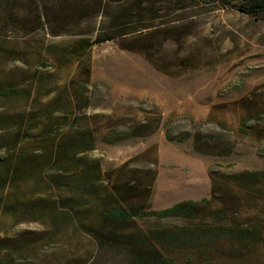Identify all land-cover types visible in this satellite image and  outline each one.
I'll list each match as a JSON object with an SVG mask.
<instances>
[{
	"label": "rangeland",
	"instance_id": "1",
	"mask_svg": "<svg viewBox=\"0 0 264 264\" xmlns=\"http://www.w3.org/2000/svg\"><path fill=\"white\" fill-rule=\"evenodd\" d=\"M0 49L19 93L0 99V264H129L79 224L122 185L126 205L199 203L119 227L185 229L155 264H264V182L233 178L264 171V20L213 0H0Z\"/></svg>",
	"mask_w": 264,
	"mask_h": 264
},
{
	"label": "trees",
	"instance_id": "2",
	"mask_svg": "<svg viewBox=\"0 0 264 264\" xmlns=\"http://www.w3.org/2000/svg\"><path fill=\"white\" fill-rule=\"evenodd\" d=\"M213 2L224 9H232L245 14L247 16L253 17L255 19L264 20V0H213ZM10 10V15L14 16L13 5ZM112 38H101L99 37L96 41L100 44L105 41H110ZM7 52L0 49V68L6 71L7 68ZM2 65V66H1ZM1 70V69H0ZM18 91L15 87L7 82H3L0 79V99L7 100L16 95ZM6 114H0L3 123L10 122L5 117ZM142 128H146L144 123L138 122V124L131 128L128 132L119 133L118 135L110 134L107 140L113 142L112 140H122L128 137H136L143 134ZM2 130V129H0ZM47 127L43 129L42 139L46 142ZM67 147L60 146L59 153L67 151ZM5 160V158H4ZM63 163V161H62ZM65 163V162H64ZM84 165L79 164L77 172H80L79 184L82 189L91 190L95 186V182L91 175H84L82 171ZM86 167V166H85ZM236 182L242 184L244 182L249 184H256L264 182V171L262 172H244L241 174L233 175ZM7 178L0 174V184H6ZM67 180L63 183L65 184ZM119 192L121 195V202L114 199V202L108 200H101L99 208H97L96 213L92 216L94 221L87 225L85 223H79L95 241L96 243L104 248L110 247L113 250H123L129 257V264H155L162 257L158 245H169L174 248H185L187 245L192 243L190 236L187 234L185 229H180L171 232H157L153 235H148L144 231L140 230L139 234L136 235L132 232L126 233L123 229L119 228L121 225H126L133 222L136 218H156V219H171V218H183V219H195L198 217V206L199 203L195 201H185L177 203L169 208L162 210H152L148 205L143 204H125L123 201L128 195L127 186L122 185L119 187ZM206 200V199H205ZM207 201V200H206ZM211 203V201H210ZM29 205V206H28ZM36 208L32 203H25L24 209ZM30 210L28 212H30ZM218 219H223V212L213 213ZM83 217L80 216L81 220Z\"/></svg>",
	"mask_w": 264,
	"mask_h": 264
}]
</instances>
